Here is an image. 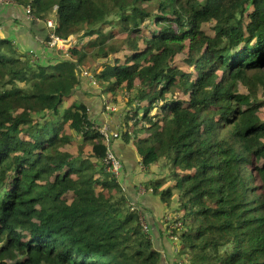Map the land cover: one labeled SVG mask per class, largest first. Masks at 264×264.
Returning <instances> with one entry per match:
<instances>
[{"label": "trees", "instance_id": "obj_1", "mask_svg": "<svg viewBox=\"0 0 264 264\" xmlns=\"http://www.w3.org/2000/svg\"><path fill=\"white\" fill-rule=\"evenodd\" d=\"M13 1L75 43L0 37V264H161L164 229L174 264H264V0ZM82 70L125 99L143 170L166 167L141 184L161 228L107 169Z\"/></svg>", "mask_w": 264, "mask_h": 264}, {"label": "crops", "instance_id": "obj_2", "mask_svg": "<svg viewBox=\"0 0 264 264\" xmlns=\"http://www.w3.org/2000/svg\"><path fill=\"white\" fill-rule=\"evenodd\" d=\"M27 10L25 6L19 4L0 3V37L11 40L23 52H33L37 58L44 59L48 53L49 56L52 54L47 50L49 46L46 44L48 29L44 21L35 20L27 13ZM78 90L83 96L81 98H78V94L76 96L80 101L87 104L91 120L95 121L97 126H103L101 123L105 116L101 97L102 90L92 88L89 82L81 83ZM114 123H116V119ZM116 129L117 126L111 123L110 131L115 133L118 131ZM114 151L120 155L125 165L126 173L122 185L128 199L132 204H139L145 215L151 218V230L161 228L160 222L164 214V207L159 197L150 192H141V184L155 176L153 173L148 174L149 171L146 173L140 168L139 158L131 144L126 143L123 139L114 141ZM165 248L167 254L170 255L171 247Z\"/></svg>", "mask_w": 264, "mask_h": 264}, {"label": "rangeland", "instance_id": "obj_3", "mask_svg": "<svg viewBox=\"0 0 264 264\" xmlns=\"http://www.w3.org/2000/svg\"><path fill=\"white\" fill-rule=\"evenodd\" d=\"M47 27V26H46ZM48 29V28H47ZM48 35V34H47ZM47 41V40H46ZM75 43V41L74 40H72V43L71 44H74ZM47 45H48V42H47ZM83 82H85V83H87V82H89V80H87V79H85ZM90 83V82H89ZM92 85V84H91ZM92 88H94V89H100V90H102L101 88H100V86L97 84V85H92ZM79 91V90H78ZM241 91L242 92H245V93H248L249 92V90H248V88H246V87H242L241 88ZM96 92H97V90H96ZM258 93H259V97L261 98V99H263L264 98V90L262 89V88H259L258 89ZM76 94H78V98H81L83 95H81V93L80 92H76ZM108 99V100H107ZM102 100H103V108H105V106L108 104V105H113V106H115L116 108H117V111L116 110H113V112L114 113H110V114H108V113H106L105 112V110H103V114H104V121H102V123H101V125H103V126H105V127H107V128H109V129H111V123L114 125V126H117V129L116 130H118V131H116L115 133H119V138L118 139H122V137H121V135L123 134V132H124V117H125V115L127 114V112H128V107H127V105H126V102H125V99L123 98V97H121V96H119L118 98H117V100H116V98L115 97H113V96H111V95H107V94H105V96H102ZM112 101V102H111ZM110 103V104H109ZM114 114V115H113ZM120 114V115H119ZM111 116H113V117H111ZM260 118L261 119H264V109L262 110V112H261V115H260ZM116 119V123H114V120ZM115 140H117V139H114V140H112V143H111V145L112 144H114V141ZM128 144H131V143H128ZM132 147V146H131ZM132 149H133V147H132ZM134 150V149H133ZM134 152H135V150H134ZM136 153V152H135ZM108 155H110V156H112L118 163H119V165H120V174H119V176H118V178H119V180L122 182L123 181V179H124V177H125V165H124V163H123V161H122V159H121V157H120V155L118 154V153H116L114 150H110L109 152H108V154H107V156ZM137 155V154H136ZM139 158V157H138ZM139 162H140V159H139ZM140 168L143 170V167L142 166H140ZM164 168H166V167H164ZM164 168H162V166L160 167V166H152L151 168H149L147 171H149V173L148 174H150V173H153V175L155 176L154 178H156V177H161V176H163L164 174H165V172H164ZM147 171H146V173H147ZM160 199V198H159ZM140 207V206H139ZM148 217V216H147ZM162 218H163V216H162ZM161 218V219H162ZM146 219V218H145ZM167 220H169V218H166ZM143 220H144V218H143ZM150 222H151V218L150 217H148L147 218V220H145L144 221V223L148 226L147 228H144L145 229V231H150L151 230V227H150ZM140 223L142 224V222H141V220H140ZM165 228L167 227V225H165L164 226ZM165 231H164V237L163 236H161V239L158 237V235H155L154 236V238L155 239H157V240H155V244H157V242H158V249H159V251H160V253L162 254V263L161 264H174V261H175V255H176V248H175V246L173 245V247L171 248V254L170 255H168L167 254V251H166V248H164L163 247V245H164V243H163V241L165 242V244H167V240H166V238H165V234H166V236L169 238V239H171L172 238V235H171V230H169L168 231V233H167V229H164ZM162 234V233H161ZM163 239H165V240H163ZM168 239V240H169ZM170 241V240H169ZM162 243H163V245H162ZM18 258L19 259H23L24 258V256L23 255H21V254H19L18 255Z\"/></svg>", "mask_w": 264, "mask_h": 264}, {"label": "built area", "instance_id": "obj_4", "mask_svg": "<svg viewBox=\"0 0 264 264\" xmlns=\"http://www.w3.org/2000/svg\"><path fill=\"white\" fill-rule=\"evenodd\" d=\"M0 3L15 4L13 0H0ZM27 13L29 15H31L29 9L27 10ZM45 24L48 28V35H47L48 36V38H47L48 46H50L56 50H65L67 48V46L71 45L72 40H69L70 42L69 41H63L60 37L55 36V31L57 29V26L55 25L53 20H47L45 22ZM81 76H82V78L89 80L90 84L97 85L96 80L94 78V74L92 72L82 70ZM104 110L106 113L110 114V113H114L113 110L117 111V108L115 106L107 104L105 106ZM98 127H99L100 133L103 135V137L105 139V142H106L107 147H108V152H109L111 150L112 140L118 139L120 135H119V133H112L110 131V129L105 127V126H98ZM104 163H105L107 169L110 170L116 177L119 176L120 169H121L120 165L112 156L108 155L106 157ZM141 192L145 193L146 191H144V189L141 188ZM132 210L137 211L139 213L138 214L139 220H141L143 228H147L148 226L144 223V221L146 220L145 214H143L142 212H139V209L137 207H135V205H132ZM143 218H144V220H143ZM171 240L174 242L173 238H171Z\"/></svg>", "mask_w": 264, "mask_h": 264}, {"label": "water", "instance_id": "obj_5", "mask_svg": "<svg viewBox=\"0 0 264 264\" xmlns=\"http://www.w3.org/2000/svg\"><path fill=\"white\" fill-rule=\"evenodd\" d=\"M77 89H79V87Z\"/></svg>", "mask_w": 264, "mask_h": 264}]
</instances>
